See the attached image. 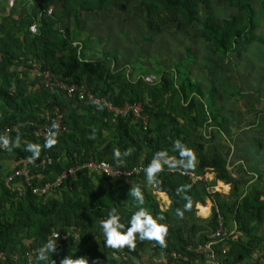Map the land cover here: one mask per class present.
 I'll list each match as a JSON object with an SVG mask.
<instances>
[{"label":"trees","instance_id":"1","mask_svg":"<svg viewBox=\"0 0 264 264\" xmlns=\"http://www.w3.org/2000/svg\"><path fill=\"white\" fill-rule=\"evenodd\" d=\"M37 1L27 15L22 12L17 15L21 25L16 34L3 36L5 28L0 22V134L10 128V141L17 132L21 141L10 152L0 150V159L16 162L4 176L0 174V252L4 253L0 264H26L25 253L34 250V258L53 231L66 233L64 238L52 239L56 240L51 253L53 262V254L57 260L54 264H60L67 256L73 264H102L106 256H110L109 264H134L138 253L150 244L156 256L162 253L165 259L162 264H252L253 254L264 246V197L258 186L264 171L258 164L264 165V153L257 161L258 155L253 156L246 145L241 147V156L233 157L240 176L236 178L215 137L230 136L232 123L238 120L235 108L230 107L234 95L247 107L248 103L254 107L262 100L264 112V35L256 33L254 1ZM258 4L264 9V0ZM111 36V43L101 57H87L80 51L86 42L105 44ZM19 39L20 45L29 48L30 55L38 61L39 70L47 69L67 84L83 85L95 97L108 100L116 108L125 103L130 106L139 103L145 123L134 118L131 109L115 115L103 104L78 100L75 95L51 91L42 84L34 88L27 83V58H21L23 53L11 43ZM155 56L160 58L158 65L163 68L154 67L150 60L145 62ZM141 59L145 63L138 64L136 77H131L133 71L129 76L122 72L131 62ZM147 74H155L157 80L147 82L144 78ZM224 77L226 86L221 84ZM219 84L222 86L218 90ZM144 91L150 93L151 102L146 100ZM164 93L176 100L179 110L174 115L167 110L170 106L161 102ZM54 108L61 114L62 126L55 135L56 144L47 150L41 147L39 158L30 163L26 159L30 153L23 150V142L43 144L45 138L35 137L33 128L44 121L45 112L51 113ZM251 111L252 108L242 115ZM259 118L257 123L252 117L254 120L248 125L262 127L264 113ZM14 125L17 127L12 130ZM93 129L95 138L89 139ZM240 138L239 135L238 141ZM174 140H180L196 155L195 167L186 171L200 176L210 171L214 176L212 180L192 181L187 174L179 172L182 169L164 168L158 174L161 183L153 188L170 199L165 214L160 212L158 200L148 190L143 171L124 179L88 176L85 169H79L74 178L64 179L51 189L49 196L32 194L27 186L18 195L4 184V177L15 168L27 167L29 184L34 185L53 181L65 169L90 158L126 169L138 164L144 168L157 150L166 149L170 156H175L171 151ZM236 144L239 142L233 146ZM247 145L251 148L253 142ZM255 147L256 152L263 149L264 142L258 139ZM114 148L132 151L117 165L112 158ZM231 149L225 154H232ZM46 156L51 162L37 165ZM246 173L252 174L253 178H249L255 181L248 190L244 188L249 181ZM215 181L232 184L227 195L232 201L215 191L211 215L208 219L199 218L195 204H204L210 196L205 187ZM132 183L141 185L145 196L143 207L153 216L165 217L169 230L163 248L150 241H138L131 251L103 245L97 221L115 207L127 222L132 204L127 192ZM181 185L189 186L187 195L191 201L182 219L174 211L177 207L183 210L185 203L175 193ZM217 214L223 218L226 230L229 221L232 222L236 236L226 234L216 239L212 245L214 263H207L205 256L195 249L215 230ZM12 254L17 258L13 259ZM257 257L263 259L259 264H264V256Z\"/></svg>","mask_w":264,"mask_h":264},{"label":"rangeland","instance_id":"2","mask_svg":"<svg viewBox=\"0 0 264 264\" xmlns=\"http://www.w3.org/2000/svg\"><path fill=\"white\" fill-rule=\"evenodd\" d=\"M253 1H254L253 5L255 8V12H256V22H257L256 33L264 35V9H262V10L260 9L259 4H258L259 0L258 1L253 0ZM35 2H38V1L36 0ZM35 2L33 0H0V22H2L4 24V28H5L4 32L2 33L3 36H6V35L8 36L9 34H16L15 32H18V27H20L21 24L17 21L18 20L16 18L17 15L20 14L21 12L24 15H27L28 10H30V8L33 7ZM48 11H49V8H48ZM216 12H217V10H216ZM35 29H36V27H35ZM9 30L13 31V33H8ZM19 35H21V34H19ZM84 35L85 34H83V32H82L81 38H83ZM12 36L13 35H11L10 37H12ZM21 38H22V36H21ZM111 40H112V36L109 38V41L106 42L105 44L86 42V45H83V47L80 48L81 49L80 51H82L87 57H90L91 55L93 57H101L103 50L107 49L106 47H108V44L111 43ZM10 41L11 40H9L8 43ZM19 41H20V39L17 41H11V43L16 44V46L19 47V51L23 53L21 58H27V66H28L27 81L28 82L27 81L26 82L29 83L30 85H32L34 88H38L39 86L41 87L42 86L40 83V79H41L40 72H41V70H39V63L33 57V55H30V53L28 52L29 48H26L25 46L20 45ZM119 43H120V46L122 47L123 44L121 43L120 39H119ZM117 45H118V43H117ZM127 45L128 44L125 43V47ZM12 46H15V45H12ZM108 52L110 53V51H108ZM159 59L160 58L157 56L150 57V58H147L145 62L150 60V62L154 65V67H156V68L158 67V69L163 68L162 66L158 65ZM141 60L143 62L140 60H138L137 62H133V63L131 62V64L129 66H126L123 69H121L122 72H124L127 76H129L130 72L133 71L134 76L131 75V77H133V78L136 77L135 76L136 75L135 70L137 69L138 64L139 63H145L143 59H141ZM198 70H200V69H198ZM146 76L147 77H144V78L147 80V82L157 80V76L155 74H150V75L147 74ZM222 79L225 80V77ZM224 80L222 81L221 84L223 86H226L227 81L226 80L224 81ZM222 85L219 84V86L217 87L218 90L221 89ZM56 91H58V90H56ZM227 92H228V90H227ZM143 95H145L146 100L150 101L149 96H148V95H150V93H148L147 91H144ZM254 98H255V96L253 97V100H254ZM174 99H175V97H174ZM230 100L232 101V103L230 104V107L235 108V110H236L235 117L238 120H236L234 123H232L231 130H230V136L216 135L215 141L220 146V148H221L220 150L223 152L224 156L226 157V159L228 161V167H229V169L233 175L234 171L236 172V163H237L236 162L237 160H234L233 157L235 154L241 156L242 150L240 148L244 147V145H246L247 151L249 150L253 153V156L258 155L257 157H255L257 161H259L258 160L259 158L262 159L261 156L264 153V148L258 149V151L256 152L255 142L257 143L258 139H260L261 141L264 142V125L262 127H260V126H257V124H256V125L250 127L248 124L252 120H254L255 118H256L255 121L258 123L259 120H261L259 118L260 114L263 115L264 112L261 111L262 110L261 108L263 106L262 100L259 102V104H256L254 106L256 108L251 106V104H249V103L247 104L248 105V107H247L246 105H244V103H243L244 101L241 100L240 98H238L237 96L235 98V95ZM161 102L163 104H168L170 106V109H167V110L172 115H174L179 110V107H177V105H176V100H172L170 98V96L167 95V93H164L162 95ZM125 104H127V103H125ZM251 108H252L251 114H244V116L242 115L243 113H246L247 111L249 112V109H251ZM54 110H57V108H54L52 110V112ZM52 112L51 113L45 112L43 114L44 120H45L44 115L47 113L48 116H51ZM192 112H193V114L196 113L194 109H192ZM251 116L254 117V119H251L252 118ZM236 124L239 126L241 125V127L236 128L235 127ZM208 130L210 131L212 129L209 128ZM242 130H243V132H242ZM239 135L241 137L240 141H238ZM205 136H207V135H205ZM236 142H239V144H236V146H233V144H235ZM248 142H253V146L251 148H248V145H247ZM228 148H230V149L233 148V149H231V151L233 150V152H232V154L229 153L226 155L225 152L228 151ZM263 159H264V157H263ZM15 165H16V162H14L12 160H7L5 158L0 159V174L4 176L5 172L11 170ZM259 165L262 168H264L263 164H259ZM242 168H244V167H242ZM203 175H204L205 179H207V180H212L213 176H214V174L210 171L204 172ZM249 177L253 178V175L250 174V176H248L246 173V179H249V181L244 186V188L246 190L253 187L252 185L255 182V181L251 180ZM236 178H240V176H239V174H237V172H236ZM219 182H221L222 184H219ZM231 185H232L231 183H225L223 181H215V183L212 186H214V189L216 190V192L220 193L222 196L225 197L226 200L231 202L232 198H228V196L231 192ZM258 186L261 190V196L264 197V171L262 173V180L260 181ZM147 188L153 195H155L156 199L158 200L160 212L165 214L168 211L169 204H170V199H169L168 195L165 194L167 199H163L160 195V193H163V192L159 193L156 190H154L153 185L147 184ZM245 189H241V191L245 190ZM208 199H209L210 203L213 204V200H211L210 198H205L204 205L203 204L202 205L204 207H207V211L204 213H198L197 203L195 204V212L199 218L208 219L212 213V206L210 203H208ZM222 220H223V218H222ZM227 234L228 235L234 234V227H233V224L231 221H229V226L227 227ZM234 236H236V233L234 234ZM152 247H153V245L150 244L149 247H147L145 250H143L144 252L140 251L137 255V260L136 261L134 260L133 263L134 264H153V263L162 264V263H164L165 259L162 258L163 257L162 253H160L161 256H159L158 254L156 256L154 253V249ZM176 255L177 254H173V256H176ZM52 257L55 259L54 262L56 263L57 260L55 258V255L53 254ZM176 257H178V256H176ZM109 258H110V256H106V258L103 260L102 264H109Z\"/></svg>","mask_w":264,"mask_h":264},{"label":"clouds","instance_id":"3","mask_svg":"<svg viewBox=\"0 0 264 264\" xmlns=\"http://www.w3.org/2000/svg\"><path fill=\"white\" fill-rule=\"evenodd\" d=\"M31 30L35 31L34 28ZM56 127L57 125L55 123L51 124L52 129ZM88 138H95L94 129ZM20 142V134L18 132L11 141L7 136L0 134V149L10 152L12 149L16 148ZM55 144V132H51L45 137L42 145L28 141L23 142V150L30 153L26 159L30 163L36 161L40 156L41 147L47 150L52 148ZM131 151V149H125L121 152L118 148H114L112 150V158L117 165H120L123 163V158L128 157ZM171 151L175 153V156H170L166 149L157 150L153 153L151 159L143 168L144 182L146 184L158 186L161 183L158 174L161 173L164 168L169 170L177 168L190 170L195 167L197 158L194 151L180 140H174L172 142ZM188 187V185H181L175 189L176 195L185 201L183 210L179 207L174 210L176 217L181 219L184 216V211H187L191 206V201L187 195ZM127 196L131 197L132 204L126 223L122 218V214L115 207L108 209L106 214L97 221V227L103 238L104 247L111 249L127 248L131 251L135 248L138 241L155 242V244L159 245L161 248L165 247V238L169 230L165 222V217L160 214L153 216L143 207L145 196L140 184L132 183L128 189ZM55 246L56 240L55 242L48 240L43 243L37 249L34 258L30 259L29 264H54L51 259V253L55 250ZM60 264H73V261L67 256L60 260Z\"/></svg>","mask_w":264,"mask_h":264},{"label":"built area","instance_id":"4","mask_svg":"<svg viewBox=\"0 0 264 264\" xmlns=\"http://www.w3.org/2000/svg\"><path fill=\"white\" fill-rule=\"evenodd\" d=\"M0 58H1V52H0ZM40 77H41L40 83L45 88L50 89L51 91L59 90L69 96L75 95L78 100L89 102L95 105L103 104L104 106H106V108L109 111H112L115 115L118 113L122 114L128 109H131L132 111L131 113L134 118H140L142 120V123H145L146 121L145 115H142L140 113L141 108H140L139 103H134L131 106L125 104L120 108H116L108 100H105L104 98L95 97L91 92L86 90V88L83 85L67 84L64 81L57 79L54 76V74L47 69L41 70ZM52 115L53 116L51 117V116H48L46 113L44 115L45 120L42 123L35 125V127L33 128V134L35 137L45 138L51 132H55V135H56L58 132L62 130V126L60 124L61 114L57 110H54L52 112ZM51 118H52V121L50 122L49 120ZM52 123H55L57 125L55 129L51 128ZM16 127L17 125H14L12 126L11 129L15 130ZM9 131H10V128H6L4 130L3 135L8 137ZM50 162H51L50 157L46 156L40 162H38L37 165H43L44 163H50ZM79 169H85L88 176H92L94 174V175H104L108 178L128 179L134 176H138L140 172L143 171V166L141 164H138L136 166H133L130 169H126V168L117 167L105 160H95V159L90 158L84 163H82L81 165H76V166H72L70 168L65 169L60 174H58L53 181H46V182L37 183L34 185L29 184L30 175H29L28 168L20 167V168L13 169L11 173L7 174L4 177V184L11 192L17 193L18 195H20L24 191L25 187L27 186L28 190L32 194L49 196L51 194V189L59 186L62 180L64 179L74 178L75 173ZM179 172L182 174H187L188 177L192 181L199 180L201 178L205 179L204 175L202 176L194 175L190 171L179 170ZM205 188H206V192L210 194V196H207V198H210L212 200L213 198L212 194L216 191L214 189V186H206ZM211 206H213V204H211ZM216 223H217V226L215 230L212 231L207 236L208 240L203 244H198L195 249L197 253H202L203 256H205L207 263H214V259H212V256H213L212 245L214 244L215 240L218 238H222L223 236L227 234V230L223 227V220L219 214H217ZM59 236L64 238L66 236V233L58 234L57 232L53 231L48 236L47 241L52 240L53 238H57ZM33 253H34V250H30L29 253H25L26 257L28 258L26 264H29V261L32 258ZM260 254L264 256V246L261 248ZM3 257H4V253L0 252V258L3 259ZM11 257L13 259H16L17 255L12 254ZM122 258L123 260L127 259L125 255H122Z\"/></svg>","mask_w":264,"mask_h":264},{"label":"bare ground","instance_id":"5","mask_svg":"<svg viewBox=\"0 0 264 264\" xmlns=\"http://www.w3.org/2000/svg\"><path fill=\"white\" fill-rule=\"evenodd\" d=\"M223 187V186H222ZM160 193V192H159ZM161 197L163 199H167L166 195L164 193H160ZM198 206V213H204L207 211V207H204L201 203H197ZM206 215V214H205Z\"/></svg>","mask_w":264,"mask_h":264},{"label":"crops","instance_id":"6","mask_svg":"<svg viewBox=\"0 0 264 264\" xmlns=\"http://www.w3.org/2000/svg\"><path fill=\"white\" fill-rule=\"evenodd\" d=\"M258 167H261L259 164H258ZM262 168V167H261ZM204 205V204H203ZM258 255H260L259 253H254L253 254V261H252V264H259V263H261V262H263V259L260 257V258H258L257 256ZM261 256V255H260Z\"/></svg>","mask_w":264,"mask_h":264}]
</instances>
